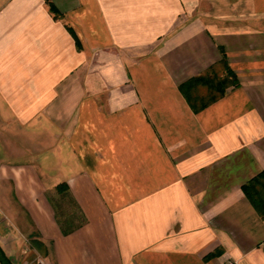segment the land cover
I'll return each instance as SVG.
<instances>
[{"label":"crops","instance_id":"0c3cea01","mask_svg":"<svg viewBox=\"0 0 264 264\" xmlns=\"http://www.w3.org/2000/svg\"><path fill=\"white\" fill-rule=\"evenodd\" d=\"M262 173L264 0H0L12 264H264Z\"/></svg>","mask_w":264,"mask_h":264},{"label":"trees","instance_id":"16d2710c","mask_svg":"<svg viewBox=\"0 0 264 264\" xmlns=\"http://www.w3.org/2000/svg\"><path fill=\"white\" fill-rule=\"evenodd\" d=\"M224 63H225V61H224ZM235 82H237L236 77H234V75H232V83H235ZM261 182L264 183V174L263 173L256 176L250 182H248L244 186V188L246 189V192L250 196L251 200L254 202L255 206L258 208L260 213L264 216V206L260 205L259 202L256 201L251 194V189H255V187H257V183H261ZM0 262L2 264H12L10 259L8 258V256L5 254L1 245H0Z\"/></svg>","mask_w":264,"mask_h":264},{"label":"rangeland","instance_id":"374dc122","mask_svg":"<svg viewBox=\"0 0 264 264\" xmlns=\"http://www.w3.org/2000/svg\"><path fill=\"white\" fill-rule=\"evenodd\" d=\"M23 242H25V239L23 240ZM31 260V259H30ZM38 263V259H32L31 263L30 264H37Z\"/></svg>","mask_w":264,"mask_h":264},{"label":"built area","instance_id":"2783aa9c","mask_svg":"<svg viewBox=\"0 0 264 264\" xmlns=\"http://www.w3.org/2000/svg\"><path fill=\"white\" fill-rule=\"evenodd\" d=\"M39 264H46L43 260H39Z\"/></svg>","mask_w":264,"mask_h":264}]
</instances>
